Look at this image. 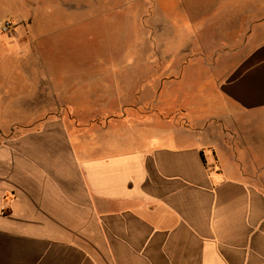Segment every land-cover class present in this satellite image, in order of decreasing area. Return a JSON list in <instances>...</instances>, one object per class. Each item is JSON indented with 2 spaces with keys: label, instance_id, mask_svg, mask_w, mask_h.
<instances>
[{
  "label": "crops",
  "instance_id": "0c3cea01",
  "mask_svg": "<svg viewBox=\"0 0 264 264\" xmlns=\"http://www.w3.org/2000/svg\"><path fill=\"white\" fill-rule=\"evenodd\" d=\"M231 2L214 84L130 121L82 117L39 0H0V264H264V0Z\"/></svg>",
  "mask_w": 264,
  "mask_h": 264
},
{
  "label": "rangeland",
  "instance_id": "374dc122",
  "mask_svg": "<svg viewBox=\"0 0 264 264\" xmlns=\"http://www.w3.org/2000/svg\"><path fill=\"white\" fill-rule=\"evenodd\" d=\"M231 1L39 0L33 12L40 24L30 29L42 36V53L60 74L55 79L79 91L82 117L132 121L156 111L158 101L161 110L193 105L198 91L214 84L217 57L240 50L248 33L225 26L249 16L223 11ZM72 68L73 76L63 74Z\"/></svg>",
  "mask_w": 264,
  "mask_h": 264
}]
</instances>
